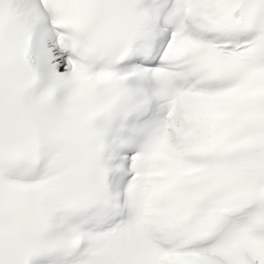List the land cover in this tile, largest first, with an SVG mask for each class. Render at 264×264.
<instances>
[{"label": "snow or ice", "instance_id": "obj_1", "mask_svg": "<svg viewBox=\"0 0 264 264\" xmlns=\"http://www.w3.org/2000/svg\"><path fill=\"white\" fill-rule=\"evenodd\" d=\"M0 264H264V0H0Z\"/></svg>", "mask_w": 264, "mask_h": 264}]
</instances>
